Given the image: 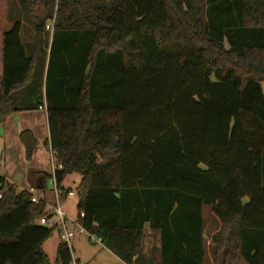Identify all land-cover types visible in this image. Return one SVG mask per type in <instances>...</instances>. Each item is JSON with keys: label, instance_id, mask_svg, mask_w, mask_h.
<instances>
[{"label": "trees", "instance_id": "trees-1", "mask_svg": "<svg viewBox=\"0 0 264 264\" xmlns=\"http://www.w3.org/2000/svg\"><path fill=\"white\" fill-rule=\"evenodd\" d=\"M43 1L29 20L49 36L44 96L39 44L25 48L13 21L0 123L38 61L34 107L62 198L65 178L80 177L86 231L123 264H139L146 236L159 245L153 264H205L208 207L212 263L264 264V0ZM19 138L30 160L36 140ZM39 174L51 178H29ZM0 196V264H50L52 230L37 222L52 194L34 203L0 176ZM54 264L79 263L59 243Z\"/></svg>", "mask_w": 264, "mask_h": 264}, {"label": "rangeland", "instance_id": "rangeland-1", "mask_svg": "<svg viewBox=\"0 0 264 264\" xmlns=\"http://www.w3.org/2000/svg\"><path fill=\"white\" fill-rule=\"evenodd\" d=\"M43 0H0V30H7L11 27L13 21H19L21 24L20 30V39L23 44L26 45V39L28 33H30L32 29V25L29 20L30 11L32 14L37 18H42L43 16ZM10 19L8 21V19ZM43 38L39 43L41 46H47V42L49 36L47 34L42 35ZM27 46V45H26ZM37 65L39 62L37 61L35 70H34V80L32 83L27 85L25 89L26 95L28 99H31L34 93L33 87H37L38 85V74L41 69H37ZM36 73V74H35ZM3 126L0 125V155L3 152ZM36 151V149H35ZM35 151L31 157L33 158ZM25 156V151H24ZM30 159V160H31ZM30 160L26 158L17 157H7L4 153L3 159L0 161V174L7 178L11 185H13L18 191L26 190L28 191L29 188L26 186V177L27 173L31 168ZM35 163L40 162L39 158H36L34 161ZM47 169L50 172V165L49 162L47 163ZM80 181V177L77 174L69 175L63 181L61 188L63 191L70 189L72 192L76 193L77 187ZM51 178H47L45 180V185L43 188V192L46 195L47 193L51 192ZM40 192V191H39ZM35 197L41 199L42 196L38 195V192H35ZM65 198H61L60 204L63 211L71 217L77 216L76 204H77V197H74L72 200H63ZM244 201H247L245 199ZM47 206H54L55 202L53 197L47 199ZM203 220H204V230L206 232V251L208 261L206 264H210L211 261V245L207 246V242L211 235L217 229L218 221L212 215L211 210L208 207L203 208ZM55 221V219L53 220ZM52 230L50 238L43 244V251L47 255V258L50 264H54L55 257H56V248L60 243L57 231L55 229ZM71 246V257L72 261H78L80 264H120L107 250L98 245L96 243H92L87 240L86 236H76L70 242Z\"/></svg>", "mask_w": 264, "mask_h": 264}, {"label": "crops", "instance_id": "crops-1", "mask_svg": "<svg viewBox=\"0 0 264 264\" xmlns=\"http://www.w3.org/2000/svg\"><path fill=\"white\" fill-rule=\"evenodd\" d=\"M8 19V17H7ZM10 19H8L9 21ZM31 23V22H30ZM32 25V23H31ZM48 26V25H46ZM8 30V29H7ZM7 30H0V78L2 77V36L3 33L6 32ZM26 45H24L25 48L29 47L32 43H38L40 42L43 38V36L39 37L36 36L33 27L26 36ZM22 42V41H21ZM39 44V43H38ZM37 52L39 56L42 58V74H41V80L40 84L42 87L41 93L42 97L44 96V88H43V83L45 79V71L47 67V61H48V47L46 46H41L37 45L36 46ZM25 89H20L16 92L13 93L12 95V100L14 102L15 106V112L10 114L6 118V120L0 125L3 126V147L4 150L1 152V160L3 159V155L7 157H17L19 156L20 158H25L24 156V146L20 141V135L21 133L28 131L32 134L33 138L36 140L37 146H36V151L33 156V158L30 160V165L31 168L27 173L26 177V186L30 189H34L32 185H35L36 187L42 186L41 184V176L40 174L37 175V177L31 182L29 179V174L31 172L33 173H39V172H44L49 175H51V169L50 172L47 169V163L49 162L50 165V158H51V151L49 146H46L45 143L48 141L49 135H48V127H47V120H46V113L43 110L35 109L34 107V102L36 99V94L33 93V96L31 99L27 98ZM42 103H44L42 101ZM44 107V105L42 106ZM36 158H39L40 162L35 163L34 161ZM0 160V161H1ZM1 177L6 181V183L10 184L9 180L2 176ZM43 185H45V180ZM70 189H67L64 192L69 191ZM26 191V190H25ZM40 190H35V192H38V195L44 196V192H39ZM44 194V195H43ZM48 197L51 196V192L47 193ZM64 198V197H63ZM65 200V199H63ZM66 201V200H65ZM203 213V210H202ZM204 222V220H203ZM148 234V232H147ZM76 236H82V235H75ZM212 236V235H211ZM74 237V238H75ZM203 239L206 241V232L205 230L203 231ZM151 237L146 236L141 245V251H140V258H139V264H153L154 261H157L158 258V252H159V245L158 242H156V252L153 249L154 242H151ZM211 245V237L209 238L207 242V246ZM103 247V246H102ZM206 247V244H205ZM44 252V251H43ZM108 253H110L107 250ZM156 253V256L153 255ZM111 254V253H110ZM46 255V254H45ZM112 255V254H111ZM47 256V255H46ZM120 264H123L118 260L114 255H112ZM211 259V258H210ZM208 261L207 257V251H206V258H205V264ZM80 264V263H79ZM210 264L212 263V260L210 261Z\"/></svg>", "mask_w": 264, "mask_h": 264}, {"label": "built area", "instance_id": "built-area-1", "mask_svg": "<svg viewBox=\"0 0 264 264\" xmlns=\"http://www.w3.org/2000/svg\"><path fill=\"white\" fill-rule=\"evenodd\" d=\"M52 24H49L46 29H51ZM40 110L45 111L44 107H40ZM59 165H56L54 163L52 154L50 158V169H51V194L53 197V200L55 202L54 206H47L46 208V215L40 218L37 222L39 226L55 229L57 231L60 243L66 245V247L71 252V246L70 242L75 237V235H82L86 236L87 240H89L92 243H96L98 245H101V240L93 235H90L86 229L82 226L81 220L84 218V214L82 212H77V216L71 217L68 216L63 209L61 208L60 200L62 198L61 191L58 189L55 177H54V171L56 168H59ZM30 195H32L31 201L36 203L38 201V198L34 196L35 190L29 189L27 191ZM79 191H76V193L72 192L71 190L64 193L65 200H72L74 197H77L78 199ZM1 198V196H0ZM48 215H50V218H48ZM55 219V221H53Z\"/></svg>", "mask_w": 264, "mask_h": 264}, {"label": "water", "instance_id": "water-1", "mask_svg": "<svg viewBox=\"0 0 264 264\" xmlns=\"http://www.w3.org/2000/svg\"><path fill=\"white\" fill-rule=\"evenodd\" d=\"M0 160H1V156H0ZM30 179V181L32 182L33 180H31V178H29ZM41 184H42V186H43V183H44V179H42V177H41ZM33 186V188H34V190H40V189H42V186L40 185V186H38V187H36L35 185H32ZM48 218H50V215H48Z\"/></svg>", "mask_w": 264, "mask_h": 264}]
</instances>
